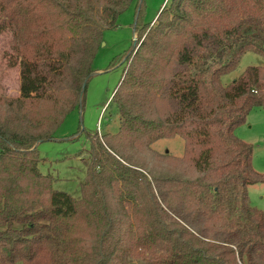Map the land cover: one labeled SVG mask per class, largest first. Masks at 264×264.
I'll return each instance as SVG.
<instances>
[{
	"label": "trees",
	"instance_id": "1",
	"mask_svg": "<svg viewBox=\"0 0 264 264\" xmlns=\"http://www.w3.org/2000/svg\"><path fill=\"white\" fill-rule=\"evenodd\" d=\"M134 4L138 45L112 96L116 133L87 134L80 197L42 174L37 146L83 109L103 33ZM0 0L19 96L0 97V264H264V183L236 135L264 109V66L222 78L251 52L264 59V0ZM180 137L183 153L152 145Z\"/></svg>",
	"mask_w": 264,
	"mask_h": 264
},
{
	"label": "rangeland",
	"instance_id": "2",
	"mask_svg": "<svg viewBox=\"0 0 264 264\" xmlns=\"http://www.w3.org/2000/svg\"><path fill=\"white\" fill-rule=\"evenodd\" d=\"M141 14L143 23L152 24L160 9L169 0H143ZM163 5V6H162ZM136 11L134 4L123 12L117 21V28L103 33L102 44L94 61V74L88 81L83 109L71 112L53 136L52 141L39 143L37 151L43 163L39 165L42 174L51 175L54 188L79 199L80 184L86 176V160L89 142L87 134L102 136L116 133L119 116L111 99L115 94L125 64L123 61L110 67L114 59L131 51L133 41L138 45V32L134 29ZM135 46V47H136ZM9 51L7 35L0 36V97L19 96L20 75L18 67H8ZM248 66H264V59L248 52L244 54L231 73L222 78L225 85L236 80ZM243 142L253 147L252 167L259 174H264V109L255 108L248 115L245 124L238 128ZM245 135V136H244ZM157 153H171L181 156L183 140L180 137L164 139L152 145ZM250 205L264 213V183L248 187ZM129 264H148L140 260H131Z\"/></svg>",
	"mask_w": 264,
	"mask_h": 264
},
{
	"label": "crops",
	"instance_id": "3",
	"mask_svg": "<svg viewBox=\"0 0 264 264\" xmlns=\"http://www.w3.org/2000/svg\"><path fill=\"white\" fill-rule=\"evenodd\" d=\"M162 6H163V5H162ZM154 20H155V19H154ZM154 20H152L151 22L153 23ZM240 127H241V126H240ZM240 127H239V128H240ZM235 133H236V135L238 136L239 139L245 141V139L242 137V133H240V131H239L238 129H236V132H235ZM244 136H245V135H244Z\"/></svg>",
	"mask_w": 264,
	"mask_h": 264
},
{
	"label": "water",
	"instance_id": "4",
	"mask_svg": "<svg viewBox=\"0 0 264 264\" xmlns=\"http://www.w3.org/2000/svg\"><path fill=\"white\" fill-rule=\"evenodd\" d=\"M135 46H136V41L134 40V41H133V46L131 47V51H133V50L135 49ZM93 74H94V73H93ZM93 74H92V75H93ZM92 75H91L90 77H92Z\"/></svg>",
	"mask_w": 264,
	"mask_h": 264
}]
</instances>
